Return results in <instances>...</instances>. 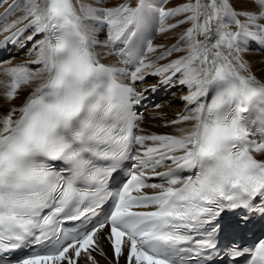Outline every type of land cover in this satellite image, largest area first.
Masks as SVG:
<instances>
[{"label":"snow or ice","instance_id":"6c2138e0","mask_svg":"<svg viewBox=\"0 0 264 264\" xmlns=\"http://www.w3.org/2000/svg\"><path fill=\"white\" fill-rule=\"evenodd\" d=\"M251 2L259 11H238L233 0H194L168 10L154 0H124L115 7L24 0L25 15L0 34L31 17L4 42L27 28L44 33L33 61L42 67L37 73L25 65L4 69L11 77L6 99L47 75L22 106L0 117V264H78L82 254L97 264L92 253L105 256L103 241L111 245L116 264L121 257L126 264H204L203 253L220 255V225L213 221L223 211L243 208L264 216V160L253 155L264 154V82L241 55L249 40L264 46V24L257 23L264 19V0ZM18 7L9 5L5 17ZM189 22L180 40L157 59L191 41L187 55L148 74L170 72L163 84L180 75L179 84L189 89L182 99L195 107L171 123L192 122L191 127L176 135H137L143 117L133 108L143 94L134 84L153 68L146 53L156 50L147 37L156 26L166 32ZM97 25L107 30L103 44L96 39ZM117 44L115 52L95 50ZM113 54L128 67L101 62ZM256 120L259 129L253 127ZM128 160L133 165L110 189V177ZM169 161L174 167L156 171ZM149 171L163 182L148 183ZM183 171L192 174L181 180ZM148 188L158 191L148 194ZM76 221L72 230L63 227ZM29 244L30 254L11 255ZM41 244L43 252L35 250ZM231 247L229 261L247 255L244 264H264V238L248 248Z\"/></svg>","mask_w":264,"mask_h":264},{"label":"bare ground","instance_id":"6f19581e","mask_svg":"<svg viewBox=\"0 0 264 264\" xmlns=\"http://www.w3.org/2000/svg\"><path fill=\"white\" fill-rule=\"evenodd\" d=\"M193 1L194 0H167V3L165 5L164 9L168 10V9H171L174 5H180V3L184 4V3H189V2H193ZM83 2L86 4H92L93 6H98V7H115L118 4L124 2V0H102V3H98L97 0H83ZM202 2L207 3L208 0H202ZM12 4H18L19 7L16 8L14 11H12L11 14L7 15V16H9V18L4 19L5 22L2 24V26L0 28H2L3 26H5L7 24H10L12 21L18 19L19 17H23L25 15L24 0H7V2L3 3L2 6L0 7V14L4 10L6 11L9 8V5H12ZM233 5L238 11H240V10L259 11L257 5L252 3L251 0H233ZM186 14H188V13H185L182 15H186ZM240 18L242 19V21L246 20V17H244V16H240ZM30 19H31V17H29V19H25L22 23L18 24L16 28H13L11 30V32H3L2 34H0V38L7 35V34H12V32H16L17 29H24L25 26L29 23ZM201 20H203V17H201ZM261 22H264V19H261L260 23ZM96 27H97L96 39L100 42V44H103V42L107 40V35H108L107 30L104 31L99 26H96ZM185 27L186 26L183 25L180 28L176 27V28H173L169 31L159 32L157 34L156 39L154 40L152 45L155 46L158 43H160L157 45V47H161V46L162 47L158 50H155L154 52L146 54L147 61L153 62V68L147 69V70H145V72H148V71L153 72L156 67L167 64L170 61L175 60L181 56L187 55L188 44L191 43V41H186L185 48H184L183 52H180L178 54V56L174 57L173 55H167L164 57V59H157L163 53H165L166 51L171 49L172 45L177 41V39L180 36H182L183 31H185L184 30ZM231 27H232L233 31L237 30L235 25H232ZM26 30H28L29 32L24 36V38H25L24 42L28 41V39H27L28 36H33V37L36 36V38H33L32 40H30L32 42L22 52L19 51L20 48L23 46L20 44L21 46H19L16 49V51H14V53L10 57H7L4 59V62L2 64V66L0 67V88L4 84L3 88L8 90V88H6V86H5L6 85L5 82H9V83L11 82V77L6 75L4 72V69H6V68L13 67L16 65H25L26 67H28L29 65H32L33 66L32 72L37 73L38 70L42 67V65L33 63V61H36L38 59V55H39V48L38 47L34 48V45H36L37 42L43 40L45 38V34L44 33L34 34V32H35L34 28H27ZM210 35H211V33H210ZM198 38L201 40L204 39L203 36L198 37ZM22 42H23V39L21 40V43ZM248 43H249V41L247 42V46L250 48L251 44L250 43L248 44ZM95 50L100 52V53L101 52L102 53L115 52V51H113V48L111 46L104 48V47H101L100 45H97ZM241 55H242L243 59L246 60L248 62V64L250 65V69H251L252 73H254L257 76V78L264 79V53L260 54L256 50L255 51L251 50V51H243L241 53ZM154 58H155V61H154ZM102 59H103L102 60L103 63L114 64L116 66L120 65L119 61L121 60L119 57H117L114 54L110 55V56H104ZM169 74H171V73L169 72V73H166L164 75H155L156 78H154L153 80H150V78H148V82L146 83V85L155 84L159 80H162L165 75H169ZM46 75H47V73L41 74L39 76V78L34 80L33 84H31V85H22L20 88V91H19L20 94L17 95V97L20 95L22 96L19 99H16L17 98L16 97L15 99L9 101V100H6L5 96H3L4 99L0 97L3 106L5 105V107H6V110L4 109L5 111H3L4 114L2 116L6 115L13 107L22 106V104L25 101V98L30 94L29 92H31L37 84L41 83L43 81V79L46 77ZM179 79H180V75L177 79L176 85L178 87L175 90V94H173L172 96L164 95L160 99L161 104L159 107L152 109L150 112L149 111L146 112L147 118L143 122L142 126L144 125L150 131V134H158V135H162V133H164L165 135L179 134L176 131L172 132L174 129L173 130L170 129L169 124L166 123V122L174 120L175 118H177L178 116L183 114L185 106L188 105V103L186 101H184L182 99V97L188 94L189 89L186 86L180 85L178 82ZM36 81H37V83H35ZM124 82L128 83L130 81H128L127 79H124ZM3 90L4 89H2L1 91H3ZM7 90H5L4 93ZM137 110L139 111V108H137ZM18 115H19L18 113L14 114L13 118L15 119ZM191 123L192 122H182V123H177L175 125L178 126L179 129L180 128L188 129L191 127ZM151 144H152V142L150 141L149 145H151ZM256 154H262V153H256ZM168 164H171V162L169 161ZM146 191L147 192H154V191H158V190L148 189ZM105 232H107V231H105ZM102 247L104 249V253H106L110 258L113 259L114 256H113V251H112L111 245L107 241H103ZM92 255L95 257L97 264H113V262L108 260L105 256H100L95 252H93ZM83 258L84 257L82 255V258L78 262V264H87V263H85ZM88 264H89V262H88Z\"/></svg>","mask_w":264,"mask_h":264},{"label":"rangeland","instance_id":"374dc122","mask_svg":"<svg viewBox=\"0 0 264 264\" xmlns=\"http://www.w3.org/2000/svg\"><path fill=\"white\" fill-rule=\"evenodd\" d=\"M193 2H194V1H193ZM180 4H181V3H180ZM177 6H178V5H174L173 8H175V7H177ZM186 15H188V14H186ZM184 16H185V15H182V14H181V15H177V16H175V17H172L171 20L168 21L167 23H168V24H175L177 21L182 20V19L184 18ZM241 20H242V19H241ZM244 21H245V20H244ZM258 21H259V22H258ZM258 21H257V23H260V20H258ZM183 25L186 26L185 29H184V30L186 31L187 28L191 27V22H189V23H185V24H181V25H179L177 28H180V27L183 26ZM185 31H183L182 35L184 34ZM180 37H181V36H180ZM180 37L177 39V41L180 40ZM177 41H176V42H177ZM185 44H186V41L183 42L182 47H181V50H180V51H177V52L173 55L174 57H176V55H178L180 52H183V50H184V47H183V46H184ZM250 51H251V50H250ZM249 53H250V52H249ZM258 53H259V52H258ZM260 54H263V53H260ZM260 79H261V78H260ZM261 81L264 82V79H261ZM1 83H2V82H1ZM8 83H9V82H5V84H6L5 86H6V88H7ZM3 86H4V84H3L2 87L0 88V97L4 99V97H3V96H5V95H4V91L7 90V89L3 88ZM2 89H4V90L1 91ZM29 93H30V92H29ZM17 95H18V94H17ZM27 95H28V94H27ZM27 95H26V96H27ZM20 97H22V96L20 95V96H18L16 99H19ZM1 98H0V110H1V111H0V117L4 114L3 111L6 110L5 105L3 106L2 102H1ZM26 98H27V97H26ZM26 98H25V99H26ZM23 99H24V98H23ZM6 100H7V99H6ZM4 109H5V110H4ZM170 127H172V125H171ZM172 128H174L175 131H176V129H177L176 126H174V127H172ZM142 132H143V133H147V132H150V131H149L147 128H145V130H143ZM162 135H164V134H162Z\"/></svg>","mask_w":264,"mask_h":264}]
</instances>
